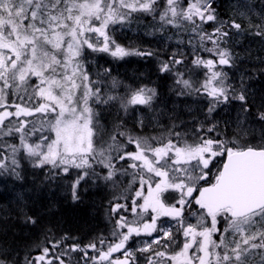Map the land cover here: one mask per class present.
<instances>
[{
  "label": "snow or ice",
  "instance_id": "6c2138e0",
  "mask_svg": "<svg viewBox=\"0 0 264 264\" xmlns=\"http://www.w3.org/2000/svg\"><path fill=\"white\" fill-rule=\"evenodd\" d=\"M229 7L224 16L219 0H0V177L24 181L31 167L66 178L77 206L89 188L110 189L107 235L84 244L49 229L22 261L0 247V264H264V94L257 101L256 74L240 69L237 51L247 36L264 40V9L256 19L247 0ZM146 19L161 47L117 42ZM93 54L155 59L177 96L204 102L202 118L178 131L185 122L173 114L165 133L146 134L160 120L157 89L124 85L107 68L93 77ZM233 111L222 128L218 117ZM30 199L17 192V211L36 226Z\"/></svg>",
  "mask_w": 264,
  "mask_h": 264
},
{
  "label": "trees",
  "instance_id": "16d2710c",
  "mask_svg": "<svg viewBox=\"0 0 264 264\" xmlns=\"http://www.w3.org/2000/svg\"><path fill=\"white\" fill-rule=\"evenodd\" d=\"M231 2L235 4L236 0H231ZM219 3L221 4L220 12L222 15L228 16L234 14L229 7L230 0H219ZM247 3L252 6L254 18L258 19L261 9H264V0H247ZM239 11L240 9L237 7L236 13ZM152 23L153 21L151 19H146L140 22H134L131 29L125 27L122 31H117L115 33L117 42L127 47H161L159 44V33H157L156 36L145 34ZM175 47V40L170 41L169 50L175 49ZM182 47L188 52V60L190 61L192 59L190 49H188L186 45ZM245 48L248 49L247 54L243 52ZM237 51L241 52L243 55V63L240 65V69L256 74L257 78H255L252 83L256 86V83L260 82L261 92L264 94V73H261V68H264V40L260 37L247 36L243 38ZM167 54V51L161 53L162 56H167ZM104 55L105 54H93L95 59L89 64V68L95 65L98 72H100V70L104 72V69L107 68L109 69V74L117 80L122 77L130 79L129 81L135 79V82L131 81L134 87L148 85L149 87H155L157 89L158 108L163 110L166 115V117L164 116V118L159 121L162 128L165 127V129L168 130L171 127L172 121L169 119L170 115L175 114V116H179L181 119L182 116H187L190 113L191 116H193V113L198 112H194L196 109L200 110L199 107H193L191 100L186 101L185 106L183 105L180 108L177 107L176 103L174 104V102H172V98L178 97V99H180V96H177L174 91V89L178 87L174 84V77L167 78L159 75L157 69L156 72L154 69L152 71V67L130 68V63L128 62L126 66L123 67V65L115 61L107 60L103 57ZM200 55L210 58L208 53L202 52ZM139 59L148 60L149 62L156 61L153 58L139 57ZM189 67H191V65H189ZM119 69H122V71H119ZM134 69L136 70L135 72L132 71ZM124 71L126 73H124ZM122 72L123 76L121 77L120 74ZM132 72L134 73L133 75ZM143 76L147 77L146 82L141 80ZM105 79L107 80L108 78ZM120 91L122 92L123 89H120ZM185 100L187 99L183 101ZM184 107H189L192 110H185L182 112V110L185 109ZM104 118V123L110 127L111 122L116 118V109L106 111ZM176 123H179V120H176ZM150 129L151 128L147 127L144 130L150 131ZM154 131L155 130H153V133ZM228 132L230 133L231 130L229 129ZM35 171L36 175H33V169L28 167L24 181L0 177V191L1 194H4L0 196V247L12 248L16 251L18 259L22 261L26 252L32 251L33 254H35L36 249L34 245L44 241L45 233L48 232L49 229H51V233L54 234L56 238L63 234H68L77 237L78 241L84 244H87L90 239L101 233L105 235L108 234L110 225L106 221L104 208L107 206V197L110 189L89 188L87 192L82 193L84 202L77 206L72 203L70 194L65 191L68 184L66 178L63 181L59 178L48 180L44 175L39 174L40 170ZM9 190L13 193L16 192V194L17 192H23L26 197L31 198L28 201V210L29 215L34 214L39 218V222L36 226H26L22 223V219L17 211V204L14 203L15 201L8 205L4 202L5 192H9ZM5 206L6 208H4ZM73 255L78 254L74 253Z\"/></svg>",
  "mask_w": 264,
  "mask_h": 264
},
{
  "label": "rangeland",
  "instance_id": "374dc122",
  "mask_svg": "<svg viewBox=\"0 0 264 264\" xmlns=\"http://www.w3.org/2000/svg\"><path fill=\"white\" fill-rule=\"evenodd\" d=\"M127 47V46H126ZM103 57H105L107 60H112V61H115V62H117V63H119L120 65H123V67H125L126 66V64H127V62H130L131 60H139V57H135V56H132V57H126L125 59H123V60H114L112 57H110V56H108L107 54H105ZM104 58V59H105ZM122 61H123V64H122ZM92 65H94V64H92ZM101 65V64H100ZM102 66V65H101ZM88 67H89V65H88ZM100 68V67H99ZM157 68H158V64H157ZM91 69V73H92V75H93V77H95V74L98 72L97 71V69H96V66L94 65L93 67H91L90 68ZM119 71H122V69H119ZM200 70H198L197 72H199ZM233 71H235V70H233ZM103 71L102 70H100V72L99 73H101V74H103L102 73ZM124 73H126L125 71H124ZM121 75V77L123 76V72L120 74ZM133 75V74H132ZM237 75H238V73H237ZM110 77H113V76H111L110 75ZM132 77V76H131ZM199 79H203V77L202 76H199L198 77ZM130 79H127L126 77L124 78V77H122L121 79H119V81H121L124 85H129V86H133L132 85V82L131 81H129ZM129 81V82H128ZM260 82H257L256 83V86H255V84H253V87H254V89H255V91H256V93H257V101H259V99H260V96L263 94L262 92H261V84H259ZM259 84V85H258ZM111 85V80L110 79H107L106 80V83L104 84V85H102L101 87H102V90L104 89V88H106V87H108V86H110ZM257 85H258V87H257ZM120 89H123V87L122 88H120ZM120 89H118V91L120 92V93H123V91H124V89H123V91L121 92L120 91ZM183 97V96H182ZM189 98L192 100V105H193V107L194 108H197V107H199L200 108V110L199 109H196V110H194V111H198L197 112V114H193V116H191V113L190 114H188L187 116H182V120H184V125H182L180 128H178V130L179 131H183L184 130V128H187L189 131H191L192 129H193V127H194V125H195V119L197 118V117H199V115L201 114V110L202 109H204V102H202L201 100H199V99H197L196 98V96L195 95H193V96H185V99H188L189 100ZM193 98V99H192ZM174 104H175V102H174ZM177 105V107L178 108H180V106L178 105V104H176ZM175 105V106H176ZM185 106V105H184ZM185 109H183V112L185 111V110H187L189 107H184ZM192 110V109H191ZM158 111L161 113V115H160V119L162 120L163 118H164V116L166 117V115H164V114H162V111H161V109H159L158 108ZM105 114H106V111L104 112V116H105ZM232 115H234V111L233 112H231V113H221L220 114V117H218V119H220L221 120V127L223 128L224 127V125H223V120H224V118L225 119H229V117L230 116H232ZM202 118V117H201ZM105 119V118H104ZM160 121V120H159ZM103 122H104V120H103ZM161 127V128H160ZM149 128H151L150 129V131H146V130H144V132L146 133V134H148V135H161V134H163V133H165L166 131H167V129H165V127L164 128H162V126H160V124H158V125H154V126H149ZM183 129V130H182ZM230 130H231V128H229ZM153 130H155L154 131V133H153ZM257 138H259V136H258V134H257V136H256V139ZM123 179H127V178H123ZM100 188H104L103 186H101ZM6 193V195L4 196L5 197V200H4V202L5 203H7V205L8 204H10L11 202H13V201H15L14 203H16V192L15 193H13V192H11L10 190H9V192H5ZM4 194H1V191H0V196H3ZM9 196H11V197H9ZM9 200V201H8ZM6 205V206H7ZM6 206L4 207V208H6ZM194 218H195V216H194ZM81 264H83V261H81Z\"/></svg>",
  "mask_w": 264,
  "mask_h": 264
},
{
  "label": "flooded vegetation",
  "instance_id": "af4514ba",
  "mask_svg": "<svg viewBox=\"0 0 264 264\" xmlns=\"http://www.w3.org/2000/svg\"><path fill=\"white\" fill-rule=\"evenodd\" d=\"M128 63H130V68H133V67H152V71H153V69H154V71L156 72V69H157V72L159 73V75H162V76H164V77H167V78H170V77H172V76H169V75H167V74H163V73H160L159 72V68H157V61H155V62H149L148 60H144V59H139V60H131L130 62H128ZM151 64V65H150ZM139 65H142V66H139ZM155 65V66H154ZM132 71H136L135 69L134 70H132ZM198 71V70H197ZM132 74H134L133 72H132ZM130 77H131V75H130ZM132 78V77H131ZM141 80L142 81H144V82H146L147 81V77L145 76H143L142 78H141ZM131 81H134L135 82V79L133 80V79H131ZM134 87V86H133ZM164 99H166V98H164ZM171 99V98H170ZM185 99V97L183 96H180V99H178V97H175V98H172V102H175L176 104H178L180 107H182L183 105H185V102L186 101H188V99L187 100H185V101H183ZM189 100H191L190 98H189ZM183 101V102H182ZM192 101V100H191ZM160 109V108H159ZM180 110V109H179ZM162 111V114H164L165 115V113H164V111L163 110H161ZM182 112H183V110H182ZM181 112V113H182ZM195 112V111H194ZM197 112H195V114H196ZM194 114V113H193ZM149 115H151V114H149ZM199 117H200V115H199ZM201 118V117H200ZM224 120H226L225 118H224ZM183 130V129H182ZM229 130V129H228ZM258 139L259 138H257V139H255L254 140V142H258ZM195 207V206H194ZM192 222L193 223H195L196 222V217L194 218V216H193V219H192ZM141 239H147V238H144V237H142Z\"/></svg>",
  "mask_w": 264,
  "mask_h": 264
}]
</instances>
